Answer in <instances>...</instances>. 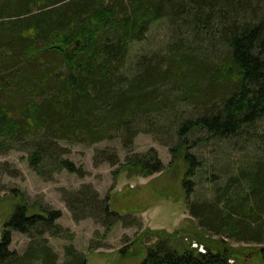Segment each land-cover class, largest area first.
Listing matches in <instances>:
<instances>
[{
  "label": "trees",
  "instance_id": "16d2710c",
  "mask_svg": "<svg viewBox=\"0 0 264 264\" xmlns=\"http://www.w3.org/2000/svg\"><path fill=\"white\" fill-rule=\"evenodd\" d=\"M163 20L183 46L172 56L140 55L128 65L131 45ZM178 88L202 111L176 120L168 136L177 143L169 147L171 160L186 167L182 187L188 198L199 164L189 150L200 142L193 141L202 135L233 145L264 115V0H0V153L16 143L46 180L53 173L45 175L42 165L49 161L57 171L84 173L64 158L68 151L61 142L92 145L119 138L129 154L122 168L142 175L163 171L156 150L134 153L133 140L143 124L171 123L158 114L174 111L176 102L169 97ZM256 138L237 145L241 165L214 186L211 199L187 204L204 234L223 239L209 242L195 233L204 248L199 251L173 244L179 230L148 232L155 241L139 264H238L239 250H225L224 238L264 243V137ZM94 159L120 163L106 150L96 151ZM62 197L75 221L90 218L106 229L118 222L139 224L113 211L109 197L101 199L90 184L64 190ZM60 216L49 207L32 212L25 202L16 203L0 234V264H32L36 250L20 256L9 250L12 233L56 234ZM42 239L41 264H59ZM67 255L62 264H86L73 249Z\"/></svg>",
  "mask_w": 264,
  "mask_h": 264
},
{
  "label": "rangeland",
  "instance_id": "374dc122",
  "mask_svg": "<svg viewBox=\"0 0 264 264\" xmlns=\"http://www.w3.org/2000/svg\"><path fill=\"white\" fill-rule=\"evenodd\" d=\"M183 44L178 37H173L166 20L154 22L145 38L131 45L128 57L130 61L127 64L140 55L146 58H151L155 53L172 56L179 45L182 47ZM185 44L186 50L192 49L193 43L190 40L185 41ZM180 90L183 88L173 90L169 97L170 101L176 102L174 111L168 108L166 112L158 114L162 120L171 123L158 122L156 126L143 124V131L133 140L134 153L156 150L165 165L161 172L142 175L136 170L122 168L129 154L119 138L104 139L92 145L61 142L68 151L64 158H68L76 167H82L84 173L79 176L63 169L57 171V166L49 161L42 165L45 175L53 173L47 180L30 167L29 155L20 151L19 145L14 143L3 150L0 153V234L13 207L20 201L28 204L32 212H36L38 206H44L61 213L60 218L55 221L61 227L58 233L38 236L34 232H13L9 250L19 256L36 250V255L31 257L32 264H41L40 241L44 238L45 246L57 255L59 264L69 259L67 252L72 249L83 255L86 264H139L144 258L145 250L155 241L153 236H148V232L174 233L179 230L181 233L172 239L173 244L189 245L199 251L204 248L197 245L195 233L209 242L222 240V237L204 234L198 228L195 219L187 211V204L194 200L211 199L214 186H220L237 172L242 162L241 146L237 145L240 141L248 144L249 139L253 142L254 137H264V115L255 124L244 128L242 136L235 138L233 145L222 140L206 141L202 135L199 136V141H193V144L200 142L197 148L189 150L195 152L199 164L194 177L189 179L193 183V189L187 198L182 187L186 167L177 158L171 160L169 147L176 148L177 143L169 140L168 136H171L176 126V120L183 116L196 118L202 111L200 106L196 107L187 100L185 91ZM180 96L186 97V101L179 100ZM198 135H193V138ZM161 141L167 142L168 146ZM98 150L116 154L120 163L112 166L108 162H95L94 156ZM84 184L92 185L101 199L109 197L113 211L129 214L139 224L125 227L118 222L106 229L90 218L73 220L62 194L64 190L75 191ZM224 240L225 250H239L242 257L238 259V264H264V254L260 252L264 243H243L229 238ZM253 252L256 254H251Z\"/></svg>",
  "mask_w": 264,
  "mask_h": 264
},
{
  "label": "water",
  "instance_id": "95a60500",
  "mask_svg": "<svg viewBox=\"0 0 264 264\" xmlns=\"http://www.w3.org/2000/svg\"><path fill=\"white\" fill-rule=\"evenodd\" d=\"M260 252L264 253V248H260ZM120 253H123L122 251H120Z\"/></svg>",
  "mask_w": 264,
  "mask_h": 264
}]
</instances>
